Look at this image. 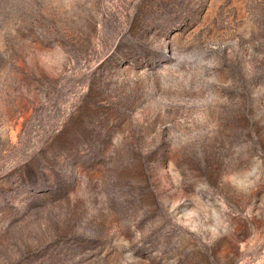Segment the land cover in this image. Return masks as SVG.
Instances as JSON below:
<instances>
[{
	"label": "rangeland",
	"instance_id": "1",
	"mask_svg": "<svg viewBox=\"0 0 264 264\" xmlns=\"http://www.w3.org/2000/svg\"><path fill=\"white\" fill-rule=\"evenodd\" d=\"M0 264H264V0H0Z\"/></svg>",
	"mask_w": 264,
	"mask_h": 264
}]
</instances>
